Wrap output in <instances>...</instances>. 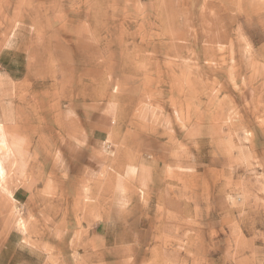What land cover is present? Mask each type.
Returning a JSON list of instances; mask_svg holds the SVG:
<instances>
[{"label": "rangeland", "instance_id": "obj_1", "mask_svg": "<svg viewBox=\"0 0 264 264\" xmlns=\"http://www.w3.org/2000/svg\"><path fill=\"white\" fill-rule=\"evenodd\" d=\"M0 256L264 264V0H0Z\"/></svg>", "mask_w": 264, "mask_h": 264}, {"label": "bare ground", "instance_id": "obj_2", "mask_svg": "<svg viewBox=\"0 0 264 264\" xmlns=\"http://www.w3.org/2000/svg\"><path fill=\"white\" fill-rule=\"evenodd\" d=\"M18 224H19V225H20V227L23 229V225H24V224H23V222H21V220H20V219H19V223H18ZM20 227H19V228H20ZM24 229H25V228H24ZM21 232H22V231H21Z\"/></svg>", "mask_w": 264, "mask_h": 264}, {"label": "crops", "instance_id": "obj_3", "mask_svg": "<svg viewBox=\"0 0 264 264\" xmlns=\"http://www.w3.org/2000/svg\"><path fill=\"white\" fill-rule=\"evenodd\" d=\"M1 257V256H0ZM0 264H1V261H0Z\"/></svg>", "mask_w": 264, "mask_h": 264}]
</instances>
